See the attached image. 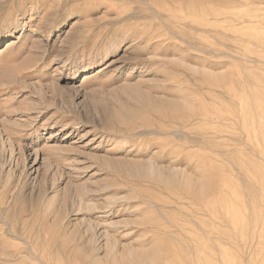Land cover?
Returning a JSON list of instances; mask_svg holds the SVG:
<instances>
[{
  "label": "rangeland",
  "instance_id": "374dc122",
  "mask_svg": "<svg viewBox=\"0 0 264 264\" xmlns=\"http://www.w3.org/2000/svg\"><path fill=\"white\" fill-rule=\"evenodd\" d=\"M0 264H264V0H0Z\"/></svg>",
  "mask_w": 264,
  "mask_h": 264
}]
</instances>
